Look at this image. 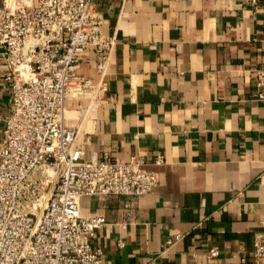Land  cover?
I'll return each instance as SVG.
<instances>
[{
    "label": "crops",
    "instance_id": "obj_1",
    "mask_svg": "<svg viewBox=\"0 0 264 264\" xmlns=\"http://www.w3.org/2000/svg\"><path fill=\"white\" fill-rule=\"evenodd\" d=\"M114 37L104 86L68 99L84 159L132 155L158 176L138 197H84L104 264H264V0H92ZM0 47V146L11 94ZM90 51L80 72L99 82ZM79 106L82 109L79 110ZM161 165L155 164L157 156ZM218 255L210 259L208 252Z\"/></svg>",
    "mask_w": 264,
    "mask_h": 264
},
{
    "label": "built area",
    "instance_id": "obj_2",
    "mask_svg": "<svg viewBox=\"0 0 264 264\" xmlns=\"http://www.w3.org/2000/svg\"><path fill=\"white\" fill-rule=\"evenodd\" d=\"M103 25L92 0H0L11 94L0 146V264H104L89 239L105 220L82 217L80 199L138 197L158 187L137 155L85 160L78 130L66 125L67 100L93 98L104 86L115 38ZM90 51L97 84L80 72ZM255 86L264 102V66ZM162 163L158 155L155 164ZM255 253L264 256L260 236ZM217 255L216 248L208 252Z\"/></svg>",
    "mask_w": 264,
    "mask_h": 264
},
{
    "label": "bare ground",
    "instance_id": "obj_3",
    "mask_svg": "<svg viewBox=\"0 0 264 264\" xmlns=\"http://www.w3.org/2000/svg\"><path fill=\"white\" fill-rule=\"evenodd\" d=\"M65 122H66V119H65Z\"/></svg>",
    "mask_w": 264,
    "mask_h": 264
}]
</instances>
